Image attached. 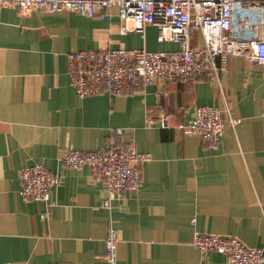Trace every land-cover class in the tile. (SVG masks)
<instances>
[{
	"label": "crops",
	"instance_id": "crops-1",
	"mask_svg": "<svg viewBox=\"0 0 264 264\" xmlns=\"http://www.w3.org/2000/svg\"><path fill=\"white\" fill-rule=\"evenodd\" d=\"M158 40L155 24L126 30L116 6L105 18L0 7V264H108L111 224L120 237L119 264H231L219 252L194 247L199 231L264 249L263 64L230 55L223 91L206 78L86 97L71 85L69 52L178 48ZM227 101L241 122L226 126L218 149L180 127L197 106L225 108ZM117 129L120 141L152 159L142 164L141 187L127 189L108 208L104 183L89 166H67L62 153L95 151ZM35 162L61 176L48 215V201L20 194V171Z\"/></svg>",
	"mask_w": 264,
	"mask_h": 264
},
{
	"label": "built area",
	"instance_id": "built-area-1",
	"mask_svg": "<svg viewBox=\"0 0 264 264\" xmlns=\"http://www.w3.org/2000/svg\"><path fill=\"white\" fill-rule=\"evenodd\" d=\"M8 5L23 13L74 11L100 18L109 16L116 6L126 30L143 32L147 24H155L158 41L178 44L172 50L120 46L69 52L70 82L80 97L105 91L134 93L159 81L195 82L202 78L223 91L221 73L230 55H244L264 65V0H0V7ZM195 34L201 35V41L194 42ZM231 111L228 101L225 108L203 104L180 127L199 134L206 145L218 149L226 126L235 127L241 122ZM170 117L166 113L161 118L164 127L169 126ZM120 133L117 129L116 136L95 151L67 147L62 153L67 166H89L92 177L104 183V206L108 208L127 189L141 187L142 164L152 159L149 152L138 151L134 143L120 141ZM20 172L21 196L25 200L48 201V215L51 194L61 176L43 162L25 166ZM105 242L108 264H119L120 237L112 224ZM192 243L201 253L216 251L225 255L231 264L264 263L263 248L248 246L233 235L199 231ZM49 264L79 263L73 260Z\"/></svg>",
	"mask_w": 264,
	"mask_h": 264
}]
</instances>
